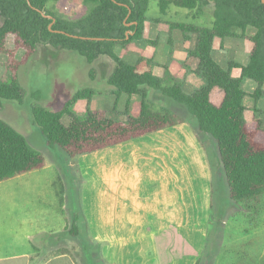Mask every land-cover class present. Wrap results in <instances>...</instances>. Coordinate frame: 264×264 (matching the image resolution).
<instances>
[{
    "label": "rangeland",
    "instance_id": "1",
    "mask_svg": "<svg viewBox=\"0 0 264 264\" xmlns=\"http://www.w3.org/2000/svg\"><path fill=\"white\" fill-rule=\"evenodd\" d=\"M47 9L56 16L77 19L89 12L90 5L83 0H52ZM12 43L10 37L9 45ZM23 53L19 51V59ZM6 62L7 55L2 54L0 79L4 80L10 79ZM86 64V58L77 51L41 44L36 55L18 71L24 88L22 102L2 100L0 118L42 151L47 163L43 168L0 181V241L3 238L9 242L13 237L24 240L16 230L26 227L35 234L21 248L44 250L46 256L69 251L78 264H186L194 256L211 251L263 250L264 194L249 204L233 200L221 164L213 178V206H201L216 156L219 162L217 142L200 132L196 118L173 99L167 105L185 117L184 130L108 152L74 157L61 147L47 145L34 123L31 107L43 105L57 110L78 89L91 87L85 75ZM104 69L106 66L97 62L94 72ZM143 155L149 156L151 164H144ZM127 171L130 173L125 179ZM112 173H118L116 179H109ZM118 181L119 189L135 193L164 188L161 191L167 196L171 189V197L178 193L183 202L178 201L180 206H112L103 202L104 192L116 190L111 185ZM248 205L252 208L246 210ZM80 209L83 217L75 222L73 215ZM74 222L79 225L77 235L71 232ZM39 229L46 232L37 234ZM218 239L223 243H216ZM0 251L10 252L11 248L0 246Z\"/></svg>",
    "mask_w": 264,
    "mask_h": 264
},
{
    "label": "trees",
    "instance_id": "2",
    "mask_svg": "<svg viewBox=\"0 0 264 264\" xmlns=\"http://www.w3.org/2000/svg\"><path fill=\"white\" fill-rule=\"evenodd\" d=\"M50 1L0 0V56L7 55L6 67L10 74V79H0V107L2 100L22 102L24 88L18 71L36 55L41 44L77 51L90 64L102 55L110 56L116 62L108 79L113 93L117 97L139 95L138 115L129 112L128 104L127 122L110 118L105 110L91 105L93 88L78 89L60 109L43 105L31 107L34 123L39 126L48 146L61 147L74 157L183 122L184 118L170 108L154 109L148 91L156 90L185 105L196 118L198 130L216 140L230 197L247 204L259 201L264 194V122L257 117L251 122L246 120L244 100L248 93L242 81L251 78L257 82L252 93L254 98L264 95V0H159L162 12L170 3L198 11L209 2L213 4L212 26L171 24L183 31L184 41L191 33L198 34L196 48L189 49L181 63L204 82L191 93L184 90L183 79L169 72L165 77L154 74L153 59L141 57L131 64L116 53L118 47L127 48L133 40L144 39L151 0H83L90 5V10L77 19L54 15L47 9ZM249 29L254 33L250 34ZM129 31L132 33L128 34ZM215 37L249 40L252 43L249 62L230 61L227 68L222 67L212 55ZM20 50L24 52L21 59L18 58ZM234 67L241 68L240 77L232 75ZM90 73L93 75V70ZM80 99L88 100L84 117L73 110ZM46 163L42 151L0 118V181L43 168ZM245 207L246 210L252 208ZM78 220L79 214H75L74 221ZM75 222L71 230L73 235L79 232Z\"/></svg>",
    "mask_w": 264,
    "mask_h": 264
},
{
    "label": "crops",
    "instance_id": "3",
    "mask_svg": "<svg viewBox=\"0 0 264 264\" xmlns=\"http://www.w3.org/2000/svg\"><path fill=\"white\" fill-rule=\"evenodd\" d=\"M212 9L213 4L211 2L204 5L200 11H198L197 9L178 7L175 4L170 3L166 8V11L162 12L160 9L159 0H151L148 11V19L145 21L144 39L133 40L127 48L118 47L116 49V53L122 59L131 64H135L141 57L153 59L154 74L159 77H165L169 72V74L183 79L184 90L188 93H191L196 88L200 87L204 82L196 74L187 71V69L181 63L186 59L188 50L196 48L198 43V34L196 32H193L191 33L189 39L187 41H184L183 31L180 28L172 27L171 24L194 23L197 25L212 26L214 21ZM248 31L250 34L254 33L253 29H249ZM149 40L155 41V43L150 42ZM170 40L173 41L172 44L170 43ZM251 48L252 43L244 38L215 37L213 42L212 55L222 67L227 68L230 61L240 64H247L250 60ZM97 62H101L102 65L106 66V69H104L102 72L100 71V73L98 74L94 72L95 64ZM115 65L116 62L107 55H102L93 64L87 62L85 66V75L89 78V82H91L90 88H93L95 90L91 105L93 107L105 109L107 111L108 117L110 118L122 122H127L128 115L125 113V110L128 104H130L129 112L133 115H138L141 97L139 95L128 96L124 94L117 97L113 93V86L110 85L108 79ZM91 70H93L94 72L93 75H91L90 73ZM241 72L242 70L240 67H234L232 69V75L234 77H240ZM257 85V82L251 78H244L242 81V87L248 93L244 100L245 106L247 108L245 111V118L248 122H251L255 117L261 118L264 122V95L259 99H256L252 96V93L257 88ZM161 95L163 94L156 90L148 91V99L151 101L154 109L162 110L164 107H167L182 116L178 111L172 109L171 107H168L167 104L170 103V99L172 98ZM87 108L88 100L80 99L74 105L73 110L77 115L84 117L86 115ZM183 118L184 121L176 125L169 126L113 146H108L96 150L94 151V153L112 151L118 149V147L120 148L123 146L127 147L129 145H133L137 141H144L146 139H152L153 137L158 136L160 137L163 133L165 134L168 132L184 130L187 127V120L185 119V117ZM143 156L145 158L144 164H151V161H149V156ZM215 162V169L212 166V169L210 171L211 183L208 187H206V192L202 194L201 206H213V178L216 175V170L220 169V155L219 162L218 156L214 158V163ZM124 173L123 177L125 179H128V175L130 172L127 171ZM117 174L112 173L111 176H109V179H116ZM123 174L119 173V175ZM117 179L119 180L120 178L117 176ZM120 184L121 182L118 181L115 186L111 185L112 188H115L116 190L109 194H106L104 192L102 201L110 202L112 206H180L178 204V201L183 202L182 198H178V193L176 194L175 198L171 197V189L168 190L167 196H165V193L161 191L164 188L160 190L154 189L150 192H141L139 190H135L136 192H138L135 193L132 189H129L128 191H126L124 188L119 189ZM102 185L105 189V183ZM116 185L118 186L116 187ZM115 192L117 196L114 198ZM161 196H165V198H158ZM198 201L199 199L196 198V202ZM75 214H79V219L81 216L83 217L81 209L77 210V212L74 213L73 216H75ZM68 224L66 225L64 230L68 227ZM21 229L22 226H20V230H16V232H20L22 236H24V240L22 237L20 239H15L13 237V239H11L9 242L3 241V238L1 239L0 246H7L11 248V251H0V264H78L75 262L73 256L69 251H60L56 253L52 252L49 254V256H46L44 250L39 251L38 249H35V251H28L27 247H25L24 249L21 248V245L23 244H26L27 246V244H29L28 241H31L33 239V234H35L32 231L28 230L26 227L24 230ZM10 230H12V227L10 228ZM44 232H46L44 229H39L37 234H44ZM49 233L51 236L56 235V233L54 234L53 232ZM216 243L221 244L223 243V240L218 239ZM186 264H264V249L253 253H236L232 251H225L222 253L218 251H211L205 254L202 253L199 256H194V258H192Z\"/></svg>",
    "mask_w": 264,
    "mask_h": 264
},
{
    "label": "water",
    "instance_id": "4",
    "mask_svg": "<svg viewBox=\"0 0 264 264\" xmlns=\"http://www.w3.org/2000/svg\"><path fill=\"white\" fill-rule=\"evenodd\" d=\"M48 16H50V17H52L51 15H48ZM54 21H55V19H53V22L50 24V27H52V24L54 23ZM130 33H132V32H128V34H130Z\"/></svg>",
    "mask_w": 264,
    "mask_h": 264
}]
</instances>
